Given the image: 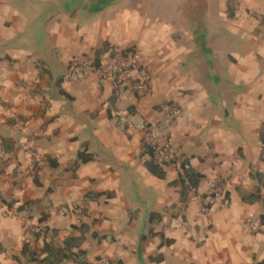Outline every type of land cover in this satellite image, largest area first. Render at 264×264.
I'll list each match as a JSON object with an SVG mask.
<instances>
[{"label": "crops", "instance_id": "1", "mask_svg": "<svg viewBox=\"0 0 264 264\" xmlns=\"http://www.w3.org/2000/svg\"><path fill=\"white\" fill-rule=\"evenodd\" d=\"M117 51L150 70L144 95L69 80ZM125 116L181 165L157 166ZM104 258L264 264V0H0V264Z\"/></svg>", "mask_w": 264, "mask_h": 264}, {"label": "built area", "instance_id": "2", "mask_svg": "<svg viewBox=\"0 0 264 264\" xmlns=\"http://www.w3.org/2000/svg\"><path fill=\"white\" fill-rule=\"evenodd\" d=\"M92 73L100 78L112 79L117 86L123 87L135 95H144L149 90L151 73L148 67L143 64L139 56L134 51H117L107 60L98 63L91 58L76 57L68 68V78L74 83H80L87 80ZM134 73V74H133ZM180 110L173 108L170 111V119L177 117ZM123 123L128 127H134L141 131L145 141L153 154L154 163L157 166H180L182 163V154L179 148L162 132L157 130L149 123H134L128 117L122 118ZM31 156L35 160L38 153L31 151ZM218 199H225V189L223 185L216 181H211L209 185L208 202L214 203ZM208 207L204 208L207 213ZM83 204L77 203L74 207V213L80 217L83 214ZM243 226L250 231L259 229L260 222L253 217H248ZM100 264H116L110 258H104Z\"/></svg>", "mask_w": 264, "mask_h": 264}, {"label": "trees", "instance_id": "3", "mask_svg": "<svg viewBox=\"0 0 264 264\" xmlns=\"http://www.w3.org/2000/svg\"><path fill=\"white\" fill-rule=\"evenodd\" d=\"M151 151V150H150ZM152 152V151H151ZM80 159H81V161H83V162H86V161H88L89 160V158H87L84 154H80Z\"/></svg>", "mask_w": 264, "mask_h": 264}]
</instances>
